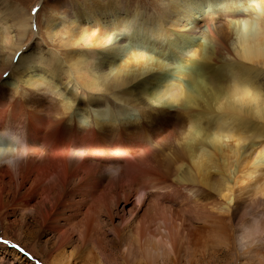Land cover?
Masks as SVG:
<instances>
[{
	"label": "bare ground",
	"instance_id": "bare-ground-1",
	"mask_svg": "<svg viewBox=\"0 0 264 264\" xmlns=\"http://www.w3.org/2000/svg\"><path fill=\"white\" fill-rule=\"evenodd\" d=\"M132 1L75 0L42 40L38 6L0 0V159L23 157L0 165V222L20 247L32 230L50 264L108 243L178 262L205 241L264 264L247 211L264 201V0ZM82 86L114 100L86 104ZM19 246L0 261L37 264Z\"/></svg>",
	"mask_w": 264,
	"mask_h": 264
},
{
	"label": "rangeland",
	"instance_id": "rangeland-1",
	"mask_svg": "<svg viewBox=\"0 0 264 264\" xmlns=\"http://www.w3.org/2000/svg\"><path fill=\"white\" fill-rule=\"evenodd\" d=\"M8 1L11 2L12 4H15V5H22V6L26 7L28 10H30L31 7L38 6L37 7V10H38L37 11V23H38L39 31H40V34L38 35V37L43 40L42 27L44 26V23L43 22L48 17V15H50V14L57 15L56 13H58V12H60L62 10L64 12L65 11L66 12L69 11L67 9L70 8V6L73 4V1H75V0H8ZM138 1H141V0H133L132 1L133 2L132 4H136V2H138ZM144 1H143L142 4H144L151 11L156 10L155 9V6L156 5H161V1L160 0H158V2L157 1L153 2V0H144ZM67 4H69V5H67ZM173 57H174V63L176 65L182 67V65L184 63L181 61V59L180 58H177L178 56H176V55H174ZM102 94H103V92H101V91L94 90V89H90V88H87L85 86H82L81 87V90H80V96L82 98H85V103L86 104H88L89 102H93L96 99H105L106 100V99H108V97L110 99L114 100L112 94H107V98H106V96H103ZM85 95H88V96H85ZM88 99H90V101H88ZM116 103H118V102H116ZM119 103L123 104L121 101H119ZM91 109H92V111L94 110L93 107H91ZM80 113H82V112L80 111ZM248 206H249V204H248ZM249 208L250 209H248L247 211L248 212L250 211L249 213H251L252 215L254 214L253 216H256L254 219L260 220L261 221V224L264 225V201L261 198L260 199L258 198L257 200H254L253 203L250 204V207ZM186 215H187L186 217L188 218V221L190 223H195V219H192L193 217H191L189 214H186ZM260 216H262V217H260ZM229 226H230L231 229H233V227H235V224L234 223L233 224L232 223H229ZM17 228H18V225H15L14 227L9 228L6 225V223L4 224V223L0 222V245H3V246H5V248H10V249L13 248L15 245H18L19 246V242H14L15 239H14V236H13V234L16 231ZM24 230L26 232L27 231H29V232H27V234H26V232L24 233L25 235L23 237V240H22V243H21V247L19 246V249H20L19 252L21 254L22 253L24 254V252L28 254V252L30 251V249H35L39 253L38 254V259L35 260L36 263L37 264L38 263H40V264L41 263H43V264H50L46 260H45L46 262H43L41 260L43 256L45 257V254L42 253V251L39 248V245L36 243V237L34 235V232L32 230H30V229L28 230L27 227ZM11 240H12V242H11ZM109 244H111V243H108L106 247H105V245H102V247H100V246H97V245L90 244V245H88V247L89 246L90 247L88 249L86 248L87 250L84 249L82 251V253H76L75 249H73L74 247H69V248L66 249V251H63V252H65V254L67 253L66 254L67 256H69L70 254H74V255H72L71 262H74L76 264H124V263H126V264H142V262H143V264H145L144 261L141 262L142 259H140V258H139V261L140 262L138 261V259L136 261H134V262H129V263L128 262H125V260L123 259L122 255L120 254V252L118 250H117L118 252H115L116 251V247L114 248L113 245H109ZM221 244L222 245L220 246V243L219 242L217 243V241H213V242L212 241H205L204 243L200 244L202 246L197 245V246H194V248H192L193 250L192 249L189 250V252H188V250L187 251L185 250L184 252H182L180 254V256H179L178 262L181 263V264H208V263L209 264H211V263H213V264H239L240 261H241V257L238 255L239 250H238L237 245L234 242H232L229 246L228 245H225L223 243H221ZM259 244H260L261 249H263V251H264V236H263L262 241L259 242ZM12 245H13V247H12ZM91 246H93L95 249L93 247H91ZM205 246H207V247L204 248ZM223 246H226V247H223ZM103 247L105 249H103ZM229 247L231 249H228ZM90 248H91V250L94 249L96 251L95 252L92 251L93 253L91 254V250L89 251ZM96 248H98V250L100 248H102V249H100L99 250L100 252H99ZM195 248H197V250H195ZM16 249H18V248H16ZM101 250H104V251H101ZM87 251H89V252H87ZM191 251L197 257L194 256ZM60 252H56V255L54 254L52 257L53 258H55L54 256H56V258H57V256L60 257V254H62V251H60ZM104 252L105 253L108 252V253H106V255H105ZM0 253H5L4 250H2V248L0 249ZM94 253H96V254L94 255ZM183 253H184V255H183ZM187 253H191V255L193 257L191 255L187 254ZM78 254L80 256H78ZM101 254H103V255H101ZM39 255H41V256H39ZM74 256L76 257V259H77V257H79L78 260H74V258H75ZM99 256H101V257H99ZM52 257L50 259L51 262H52ZM87 257H88L89 260L88 259H85ZM117 257H119V258L117 259ZM190 257H192V258H190ZM9 258H10V262H15V264L18 262V260L16 258H14L13 256H11V255H9ZM56 258L54 259V260H56L55 262L61 263V264H65L62 259L59 260L58 258L57 259ZM81 258H83V259L80 260ZM91 258H92V260H91ZM107 258H109V261L110 262L108 261ZM182 258L184 259V261H183ZM171 260H172V262H171ZM171 260H170V258H166V260L163 259L164 264H171L173 262H174L173 264L178 263V262H175V260L172 257H171ZM159 261H160V259H159ZM159 261H157L155 264H157V263L163 264L162 259H161L160 262ZM193 261H194V263H193ZM0 262H1L0 264H4L3 261H0Z\"/></svg>",
	"mask_w": 264,
	"mask_h": 264
},
{
	"label": "clouds",
	"instance_id": "clouds-1",
	"mask_svg": "<svg viewBox=\"0 0 264 264\" xmlns=\"http://www.w3.org/2000/svg\"><path fill=\"white\" fill-rule=\"evenodd\" d=\"M3 133H9L10 135L16 134L15 131L10 130L9 128H5L2 131V135H3ZM4 136H6V135H4ZM22 159H23V157H21L20 159H13V158L0 159V165H6L10 168H15V167L19 166V164L22 162Z\"/></svg>",
	"mask_w": 264,
	"mask_h": 264
}]
</instances>
